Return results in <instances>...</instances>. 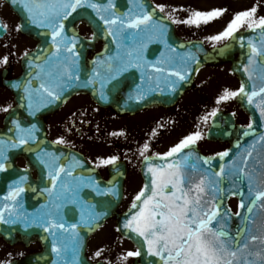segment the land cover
I'll return each instance as SVG.
<instances>
[{"label": "snow or ice", "instance_id": "obj_1", "mask_svg": "<svg viewBox=\"0 0 264 264\" xmlns=\"http://www.w3.org/2000/svg\"><path fill=\"white\" fill-rule=\"evenodd\" d=\"M14 6H19L25 14L21 24L16 26V31H20L29 25H35L39 28L49 29L51 36V54L44 58V64H49L56 58L54 67L56 71L45 70L42 64L28 61L30 67H35L40 71L37 72L35 78H39L40 72H44L49 77V83L46 85L41 83L40 90L50 97L48 103H52L60 99L63 90L72 86L73 81H79L78 75L80 71L79 56L77 49L79 38L75 33L68 34L66 32L65 21L68 20L73 13L79 8L92 9L99 20L103 21L105 30L112 37L114 43L117 44V55L109 56L107 60L93 61L100 67H106V71L110 73L108 76H102L101 72L93 68L92 74L84 81L85 86L99 81L101 99H106L104 89L111 84L112 89L118 88V77L129 68L135 67L141 69V84L135 86V96H129L130 100L135 99L137 102L146 100L149 94L159 89L161 92V80L163 78L166 87L171 91H175L180 81H185L189 72L168 71V77H176L175 80L168 79L162 75L153 77L146 75L142 70V56L137 52L133 57L132 51L126 52L124 55L128 57L125 61L119 52L121 47L136 48L143 45L145 36L149 39L155 38L164 43L166 47L167 41L164 39L166 35V27L164 18L154 19V13L145 9L143 0H136L140 9L139 13H133L131 9L128 12L118 13L114 0H106V3H99L96 0H9ZM132 0H129L131 3ZM160 12H164V6L159 5ZM175 11V9H173ZM224 9H213L211 11H192L187 19L182 21L173 20V23H184L188 25L199 26L201 23L207 24L211 20L221 16ZM105 14H101V13ZM256 8L238 12L227 24L224 30L216 35L207 37L210 41H221L231 38L236 40L235 33L242 27L247 26L248 29H259L258 39L249 38L247 47L249 49L248 64L244 66V71L248 72V66L259 63L264 66V17L256 18ZM7 30L6 25L0 24V33ZM47 35L48 33H41ZM95 37V33L93 34ZM243 41V37L240 38ZM245 45L241 42V47ZM41 52L47 50L41 49ZM174 51V49H173ZM29 53L25 52L24 56L28 57ZM36 60H40L41 56H36ZM192 53H187L181 57L182 63L185 65L194 60ZM118 61V65L113 68V61ZM8 57L0 58V64H7ZM154 66V71L160 74L165 73L166 68L163 66L174 65V58L166 60H158ZM249 79L252 75L249 74ZM264 81V72L259 76ZM116 81L117 83H112ZM20 87V85H14ZM23 91L24 99L28 101L27 108L29 115H34L33 93L39 91L31 88V80L27 81ZM238 96L247 98L249 104L254 103L255 97H260V101L255 104L260 112L262 121H264V83L259 87L252 85V91H246V85L241 84L238 90L232 91L224 89L221 95L216 99V104L227 102ZM23 106V105H21ZM11 106L0 108V111L9 112ZM218 109H213L209 114L216 116ZM205 122L208 116L202 118ZM12 128L9 132H14V136L7 139L0 138V173L7 171L10 164H7L8 149L19 148L34 143L36 137L34 133L37 131L33 124L30 127H22L17 119H12ZM248 129L253 128L250 122ZM155 134V133H154ZM250 133L244 132L247 136ZM112 135H123V133H112ZM202 134L196 131L185 136L171 147L160 159H173L166 165L155 164L151 157L144 155L149 150V145L145 143L140 149V155L147 163L146 176L148 181L144 188L134 197L132 209L128 218L123 224V228L128 233L134 234L138 247L135 251H127L119 260L126 262L129 258L146 257L153 258L147 261V264H264V232L261 234L249 235L246 242L241 243V239L245 233L250 232L249 225L254 221L250 215H244L241 221L242 226L233 235L226 227L228 220L231 218L229 209L221 211L223 208L224 189L220 187L225 176V166L221 164L219 171L209 172L205 170L198 179L192 173L198 171L197 161L203 160L204 164L210 163V158L196 157L192 150L197 141L201 140ZM55 143L63 144L64 140L58 139ZM256 143H264V134L258 137L249 146L247 154L243 156L242 167L235 164L230 165L233 169L232 175L235 179L232 181L233 186L243 184L247 180V197L243 190L233 191L232 195L240 196L239 208L247 209V213L251 214L253 207L259 205L264 209V178L257 180L256 177L245 171L248 165V159L252 155L251 149ZM187 150V151H186ZM221 159L229 156L228 151L217 154ZM239 156V153H237ZM52 161L49 162V159ZM37 161L46 168L47 179L51 187L41 189L42 192L48 194L51 207L42 205L47 209L38 215L25 213L21 211L23 204L18 200L21 194L25 192L23 187L27 180L26 176H20L18 180L13 181L9 185L5 201L11 203L0 204V224H22L27 230L30 227L42 228L44 232L52 237L51 253L56 259L52 260V264H81L79 259V250L81 247L82 237L79 228H87L91 230L99 225V221L107 214L106 211H96L97 205L86 202L80 196L83 188H91L98 196H117L118 192L114 186L100 188L91 178L73 177V170L79 166V161L73 158L74 163L68 165H58L52 153H43L37 155ZM118 157L111 156L107 159L99 160L97 167L100 165H115ZM63 177H72L75 183H69ZM219 178V179H218ZM59 183V191L57 185ZM111 184V182H109ZM35 191V189H33ZM211 196V199L208 197ZM248 199L250 203L246 204ZM66 203L77 205L80 210V219L75 223H68L65 219L63 209ZM7 214V215H6ZM241 216L240 212L236 213ZM119 231V229H118ZM71 251V259H67L68 252ZM103 253V249L94 253V257L99 259ZM251 257V259H249ZM46 259V257L42 258ZM0 264H12L11 261H2ZM104 264H110L105 261Z\"/></svg>", "mask_w": 264, "mask_h": 264}, {"label": "water", "instance_id": "obj_2", "mask_svg": "<svg viewBox=\"0 0 264 264\" xmlns=\"http://www.w3.org/2000/svg\"><path fill=\"white\" fill-rule=\"evenodd\" d=\"M96 2L106 3V0H96ZM114 3L116 5L115 10L118 13L128 12L129 9H131L133 13L140 12L136 0H132L131 3H129V0H114ZM143 3L147 11L154 13V19L159 20L164 18L152 6L150 0H143ZM10 6L20 18L22 23L24 15L19 6H14L11 3ZM101 14L105 13L102 12ZM80 22H84L91 28L92 40H85L78 35L76 27ZM64 23L66 25V32L68 34L75 33V35L79 38L77 49L80 52V71L78 73L80 80L73 81L72 86L63 90L60 99L52 103H48V100L51 98L47 97V95L40 90L41 83L46 85L49 83V77L45 75L44 72H40L39 78H35L37 72L40 70L35 67H30L28 64V61L32 60L33 63L42 64L46 71H56V68L54 67L56 58H53L49 64H44V58L50 55L51 51H54V49L51 48V45H48L51 43L50 30L44 28H42L44 31L40 29H33L31 28L32 25H29L21 30L22 33L37 41V48L31 52L28 57L23 59L21 76L4 84V86L8 88L13 95L15 107L11 109L4 118V127L0 130V138L7 139L14 136V132H9L8 129L13 127L11 120L17 119L20 121L22 127H30L33 124L36 126L37 131L34 133L36 140L34 143L30 142L28 145H24L19 148L8 149V161L6 163L10 164L11 167H9L7 171L0 173V204L11 203V201L4 200V197L8 194L9 185H11L13 181L18 180L20 176H26L27 180L23 184V187H25L26 190L21 194V197H18V200H20L23 204L21 211L31 213L33 215H38L41 212L46 211L47 209H44L41 206L48 205V207H51V203L49 201L48 194L42 192L41 189L51 187V185L47 179L48 170L37 161V155H43L45 152L52 153L54 157L58 158L55 160V163L58 165H68L69 163H74L73 158H75L76 161H79V166L74 168L73 177H90L91 180L100 188L114 186L118 192V195L115 197L98 196L91 188H83L80 192V196L84 201L97 205L96 211H106L107 214L99 221V225L97 227H94L91 230L82 227L79 228L80 236L82 237L79 259L81 264H104L102 262H90L86 258L85 253L89 237L106 221L115 219L116 228L117 231L119 229V234L129 240L136 249L138 247L134 234L128 233L127 230L123 228V224L128 218L130 211H136V209H132V207H130L125 212L118 213V208L123 198V185L126 175L125 164L122 161H117L115 165L111 164L108 166L107 180L104 181L101 179L98 172L91 167L81 155L70 151L67 148L53 144L48 140L44 118L55 113L67 99L77 93L88 94L99 107L111 109L118 115H134L144 109L154 106L169 108L174 106L179 101L184 92L192 88L195 74L199 69L205 66H215L227 63L230 64V71L239 80L240 84L244 83L246 85V91H252L253 84L256 85V89L258 91L259 87L262 83H264V81L259 79L261 73L264 72V66H261L259 63L249 65L248 72L244 71V66L248 64L249 49L247 47V41L249 38L254 40L258 39L260 30L250 29L236 32L234 34L236 40L229 38V40L222 46L207 48L200 41L185 42L177 38L173 25L164 18V25L167 30L164 39H166L168 47L155 38L149 39L148 36H145L142 43L146 46H137L136 48L131 49L121 47L119 49L120 55L126 61L128 59V57L124 55L126 52L132 51L133 57H135L137 52H139L142 56V70L146 75H151L153 77V83H155V77L158 75L175 80L176 77L167 76L168 71L189 72L190 74L187 76L185 81L179 82L175 91H171L168 87H166L162 78L160 86L161 88H164L163 92L157 89L155 92L149 94L146 100L137 102L135 99L130 100L128 97L130 95L135 96V86L141 84L140 68L132 67L127 71L122 72L118 77L117 89L113 90L111 84L104 89L107 97L106 99L100 98L99 81L87 86L84 84V81H86L92 74L93 68H96L97 71L101 72L102 76L110 75V73L106 71V67H100L98 64H94L93 61H106L107 57H115L118 52L117 44L114 43L112 37L108 35L103 21L99 20L96 13L90 8H79ZM41 33L48 34L42 35ZM94 33L95 37L93 36ZM241 37H243V41H241ZM97 41L102 43V50L97 54H93L95 43ZM241 42L245 45L244 47H241ZM41 49L47 51L41 52ZM189 52L194 55L195 59L190 60L185 65L182 63L181 57ZM38 55L41 56L40 60L35 59ZM87 55H92V59L88 60ZM169 57L175 59V64L163 65L166 68V71L163 74L155 72L154 66H161L156 64V61L166 60ZM112 63L113 68H115L119 62L114 60ZM249 74L252 75L251 80L249 79ZM29 80H31V88L39 90L33 93L34 115H29L27 108L28 101L24 99L25 93L23 88ZM112 83L117 82L113 81ZM14 85H20V87H15ZM235 101L237 105L242 108V110L248 113L251 123L253 124V128L248 129L237 126L235 125L231 114L217 112L216 116L211 119L210 127L206 133V138L210 141L227 142L229 144V148L226 151L229 152V156L224 157L223 159H221L218 155L215 157H207L210 158V163L208 164H204L201 159L197 161L198 171L192 173V175L198 179L205 170H208L211 173L219 171V166L221 164L225 166V176L223 178V183L220 185V187L224 189L223 208L221 211L229 209L226 205V201L230 196H232L231 192L243 190L247 197V180H245L243 184L238 183L233 186L232 181L235 179V176L231 174L233 169L230 168V165L235 164L238 167H242L243 163L241 158L247 154L249 146L252 145L254 141H257L260 135L264 134V121H262L260 112L255 106V104L260 101V97H255L253 104H249L247 102V98L243 96L236 97ZM245 131H248L250 134L245 136ZM192 150L196 157L204 158L195 146H192ZM251 151L252 155L248 159V165L245 168V171L259 180L260 178H264V143H256L255 147L252 148ZM237 153H239V156H237ZM20 157L25 160L27 169H21L16 165V161ZM46 159H49V162L52 161V158L50 157H46ZM151 159L155 164L166 165L173 159L178 158L160 159L158 157H151ZM146 170L147 163L143 160L140 172L144 185L148 181ZM32 172L36 173V180L33 179L31 175ZM62 178L66 179L69 183H75L72 177L65 178L62 174ZM109 182H111V184ZM33 189H35V191H33ZM59 190L58 183L57 191ZM233 196L238 198L239 205L240 196ZM208 198L211 199V196ZM245 203L248 204L250 201L246 199ZM238 212L241 213V216L233 215L230 211L229 215L231 218L228 220L226 225L233 235H235L237 229L242 226L241 221L244 215H250L251 219L254 221L253 224L249 225L250 232L243 235L241 243L246 242L251 234L259 235L261 232H264V209H261L259 202L253 207L251 214L247 213L246 208H239ZM63 213L68 223H75L80 219V210L77 205L66 203ZM0 239L10 245L16 243H23L24 245H28L32 242L39 243L42 252L35 257V260L32 259L33 264L34 262L35 264H52V260L56 259L55 255L51 253L52 237L48 233L44 232L42 228L33 226L25 230L24 226L19 223L14 225L0 224ZM44 257H46V259H42ZM67 259H71V251L68 252ZM151 259L153 258L134 257L131 264H147V261ZM249 259H251V257H249ZM32 263L31 259L27 260V264ZM60 264H63V261H61Z\"/></svg>", "mask_w": 264, "mask_h": 264}, {"label": "rangeland", "instance_id": "obj_3", "mask_svg": "<svg viewBox=\"0 0 264 264\" xmlns=\"http://www.w3.org/2000/svg\"><path fill=\"white\" fill-rule=\"evenodd\" d=\"M152 2L158 10V6L163 5L162 13L171 21L185 20L192 11L207 12L213 9H224L221 16L207 24L201 23L195 26L173 23L178 36L185 40L200 39L209 47L220 45L225 41H210L207 37L222 32L236 13L255 7L256 18L264 17V0H152ZM245 29H248L246 25L239 30ZM81 31L86 36L89 35L87 29L82 28ZM224 89L232 91L239 89L237 80L230 74L228 67L224 65L205 67L196 76L195 89L185 94L178 107L172 111L155 108L136 116L117 117L108 110L97 108L86 96L79 95L67 102L62 110L46 123L49 135L53 138L65 136V133L67 135V132H70L72 138L85 139L80 150L84 153V149L87 150L85 154L95 166L99 160L111 156L124 157L127 160L129 172L125 182L124 202L121 206L123 210L132 204L142 187L138 163L142 157L140 149L145 143L149 145V150L144 155H162L185 136L200 131L203 138L196 144L203 154L212 155L225 149L223 144L210 143L204 138L208 119L211 116L209 114L213 109L229 111L235 117L240 113L235 107V98L216 104V99ZM5 106L12 107V99L4 89L0 88V108ZM4 114L5 112L0 111V118ZM205 116H208L206 122L202 119ZM71 120L73 125H67ZM79 132L81 134L78 135ZM121 132L123 135H112V133ZM105 166L97 167L103 175H105ZM230 204L236 208L235 202ZM101 249H103L101 257L95 258L94 253ZM6 250L9 251L3 250L1 257L5 258ZM127 251H133V248L119 239L113 231V223L107 224L89 242L88 253L92 260L122 264L119 257ZM131 260L132 258H129L123 264H130Z\"/></svg>", "mask_w": 264, "mask_h": 264}, {"label": "flooded vegetation", "instance_id": "obj_4", "mask_svg": "<svg viewBox=\"0 0 264 264\" xmlns=\"http://www.w3.org/2000/svg\"><path fill=\"white\" fill-rule=\"evenodd\" d=\"M0 24L6 25L7 30L4 35L0 37V58L8 57L7 64H0V84L7 79H11L16 75L20 66L21 57L25 52L32 47V41L21 35L16 31V20L14 15L10 12L4 0H0ZM5 249V258L7 261L19 260L24 256L37 251L36 245L29 247L23 246H7L2 245ZM0 252V259L3 250Z\"/></svg>", "mask_w": 264, "mask_h": 264}]
</instances>
